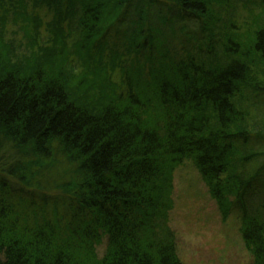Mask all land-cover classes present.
<instances>
[{
	"label": "trees",
	"instance_id": "1",
	"mask_svg": "<svg viewBox=\"0 0 264 264\" xmlns=\"http://www.w3.org/2000/svg\"><path fill=\"white\" fill-rule=\"evenodd\" d=\"M45 8L47 33L31 36ZM0 9V264H182L169 212L186 157L264 264V0ZM173 37L148 89L142 75Z\"/></svg>",
	"mask_w": 264,
	"mask_h": 264
},
{
	"label": "rangeland",
	"instance_id": "2",
	"mask_svg": "<svg viewBox=\"0 0 264 264\" xmlns=\"http://www.w3.org/2000/svg\"><path fill=\"white\" fill-rule=\"evenodd\" d=\"M8 11V10H7ZM4 9H0V15H5L8 19V14ZM41 12V14H39ZM40 12H35L37 18L34 17L29 23L32 29L30 34L34 35L33 29L41 28L42 33H47V24L51 19L48 16V10L41 9ZM34 25V26H31ZM11 32L12 29H9ZM36 39L37 36L35 35ZM165 45L167 48H160V54L157 55V62L154 65L157 70L153 72L151 68L148 74L142 75L141 82H146L147 88L152 86L153 81L163 78L162 72L168 61H174V55H177V46L170 40ZM175 46V49H174ZM128 50V49H126ZM116 51V50H114ZM122 53L125 52L123 48ZM104 53V55H106ZM110 55V53L108 52ZM112 56L116 57L115 54ZM130 55H128L129 57ZM164 67L160 62L162 57H165ZM130 58L135 59L132 53ZM123 59H126L123 57ZM149 58L144 57L141 62H146ZM99 64V69L94 76L98 78H107L109 71L112 69L110 60L96 58ZM129 68H130V62ZM131 68V73H134ZM153 73L151 75L150 73ZM167 76V75H163ZM264 81V80H261ZM137 87L138 83H134ZM151 92V90H149ZM149 95H151L149 93ZM191 158H182L180 163L174 168L173 178V205L169 212V226L174 231L178 256L182 264H252V254L248 250L244 234L245 228L240 218L232 215L224 218L217 202L210 194L209 188L203 180L201 174L197 170ZM107 240H104L98 247L97 252L100 257L103 256L106 250Z\"/></svg>",
	"mask_w": 264,
	"mask_h": 264
}]
</instances>
